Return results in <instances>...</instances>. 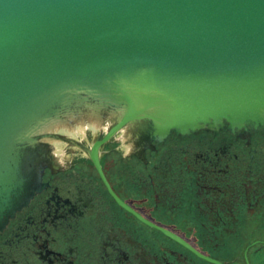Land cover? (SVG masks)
Segmentation results:
<instances>
[{"label": "water", "instance_id": "water-1", "mask_svg": "<svg viewBox=\"0 0 264 264\" xmlns=\"http://www.w3.org/2000/svg\"><path fill=\"white\" fill-rule=\"evenodd\" d=\"M122 128L264 130V0H0V231L59 143L100 168Z\"/></svg>", "mask_w": 264, "mask_h": 264}, {"label": "flooded vegetation", "instance_id": "flooded-vegetation-1", "mask_svg": "<svg viewBox=\"0 0 264 264\" xmlns=\"http://www.w3.org/2000/svg\"><path fill=\"white\" fill-rule=\"evenodd\" d=\"M111 124L68 136L91 150ZM97 155L55 147L0 231V264H264V130L122 128Z\"/></svg>", "mask_w": 264, "mask_h": 264}]
</instances>
